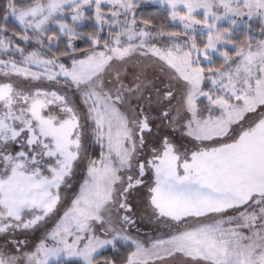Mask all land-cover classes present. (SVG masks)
<instances>
[{
	"label": "snow or ice",
	"instance_id": "snow-or-ice-1",
	"mask_svg": "<svg viewBox=\"0 0 264 264\" xmlns=\"http://www.w3.org/2000/svg\"><path fill=\"white\" fill-rule=\"evenodd\" d=\"M0 264H264V0H0Z\"/></svg>",
	"mask_w": 264,
	"mask_h": 264
}]
</instances>
